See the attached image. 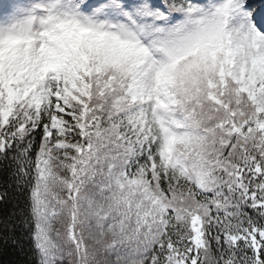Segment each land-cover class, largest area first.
<instances>
[{
	"label": "snow or ice",
	"instance_id": "1",
	"mask_svg": "<svg viewBox=\"0 0 264 264\" xmlns=\"http://www.w3.org/2000/svg\"><path fill=\"white\" fill-rule=\"evenodd\" d=\"M0 171L27 264H264V3L0 0Z\"/></svg>",
	"mask_w": 264,
	"mask_h": 264
},
{
	"label": "trees",
	"instance_id": "2",
	"mask_svg": "<svg viewBox=\"0 0 264 264\" xmlns=\"http://www.w3.org/2000/svg\"><path fill=\"white\" fill-rule=\"evenodd\" d=\"M8 183L7 174L0 171V190L6 187ZM15 203H17L15 198L8 203H0V218L7 215ZM17 235H20L19 230ZM27 261L28 246L26 243L21 249L19 246H13L11 243H5L3 239H0V264H27Z\"/></svg>",
	"mask_w": 264,
	"mask_h": 264
},
{
	"label": "rangeland",
	"instance_id": "3",
	"mask_svg": "<svg viewBox=\"0 0 264 264\" xmlns=\"http://www.w3.org/2000/svg\"><path fill=\"white\" fill-rule=\"evenodd\" d=\"M257 2H259V3H264V0H257Z\"/></svg>",
	"mask_w": 264,
	"mask_h": 264
}]
</instances>
